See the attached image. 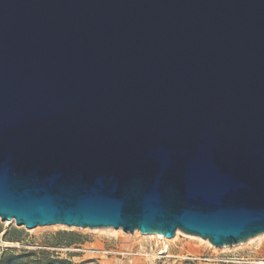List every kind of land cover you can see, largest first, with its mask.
<instances>
[{"label":"water","instance_id":"obj_1","mask_svg":"<svg viewBox=\"0 0 264 264\" xmlns=\"http://www.w3.org/2000/svg\"><path fill=\"white\" fill-rule=\"evenodd\" d=\"M0 217L264 234V0H0Z\"/></svg>","mask_w":264,"mask_h":264},{"label":"rangeland","instance_id":"obj_2","mask_svg":"<svg viewBox=\"0 0 264 264\" xmlns=\"http://www.w3.org/2000/svg\"><path fill=\"white\" fill-rule=\"evenodd\" d=\"M104 229L110 230L64 225L27 229L0 217V264H264V236L216 247L182 232L167 252L165 240Z\"/></svg>","mask_w":264,"mask_h":264},{"label":"bare ground","instance_id":"obj_3","mask_svg":"<svg viewBox=\"0 0 264 264\" xmlns=\"http://www.w3.org/2000/svg\"><path fill=\"white\" fill-rule=\"evenodd\" d=\"M8 221H10V222H15L14 220L12 221V220H8ZM9 223V222H8ZM96 230H98V229H96ZM101 230H110V229H101ZM111 231H114V232H116L117 230H115V229H112ZM136 233H139V234H142L141 232H139L138 230H137V232ZM180 235H182V232L180 231V230H178L177 231V233H176V236L174 237V238H167V237H165V236H163V235H160V234H143V236L144 237H151V238H154V239H156V238H159V239H162V240H165L166 241V249H167V252H170L169 251V249H170V247H169V243L171 242V241H174V240H176L177 238H179V236ZM163 236V237H162ZM262 236H264V234H260V235H258V236H256L255 238H251V239H249L248 241H247V243H251L254 239L256 240V239H259V240H262ZM188 238H192V239H195V240H199V241H202V242H206V243H208L209 241H204L203 239H201L200 237H194V236H190V237H188ZM171 239V240H170ZM210 243V242H209ZM208 243V244H209ZM168 245V246H167ZM165 249V250H166Z\"/></svg>","mask_w":264,"mask_h":264},{"label":"trees","instance_id":"obj_4","mask_svg":"<svg viewBox=\"0 0 264 264\" xmlns=\"http://www.w3.org/2000/svg\"><path fill=\"white\" fill-rule=\"evenodd\" d=\"M16 231H18V230H17V229H14V230H13V232H16ZM6 235H7V234H6Z\"/></svg>","mask_w":264,"mask_h":264}]
</instances>
